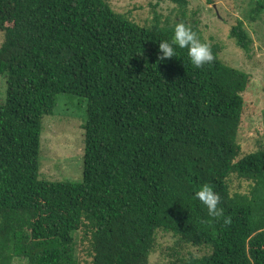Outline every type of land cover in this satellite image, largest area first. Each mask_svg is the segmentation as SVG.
<instances>
[{
	"label": "trees",
	"instance_id": "obj_1",
	"mask_svg": "<svg viewBox=\"0 0 264 264\" xmlns=\"http://www.w3.org/2000/svg\"><path fill=\"white\" fill-rule=\"evenodd\" d=\"M163 1L177 8L172 25L155 10L139 25L105 0H0V264H149L157 231L208 251L174 264H264V148L244 154L238 141L251 77L217 44L199 69L186 49L160 61L176 23L200 37L187 0ZM263 13L254 0L247 22ZM228 36L251 51L241 21ZM59 95L87 104L79 182L40 179ZM205 183L220 217L193 198Z\"/></svg>",
	"mask_w": 264,
	"mask_h": 264
},
{
	"label": "rangeland",
	"instance_id": "obj_2",
	"mask_svg": "<svg viewBox=\"0 0 264 264\" xmlns=\"http://www.w3.org/2000/svg\"><path fill=\"white\" fill-rule=\"evenodd\" d=\"M111 8L121 14H128L139 25H148L153 11L176 20L177 8L169 1L158 0H105ZM187 21L195 24L200 38L209 45L217 44L222 50L219 58L228 66L250 75L248 89L243 93L244 111L239 128L238 141L242 153L255 152L264 148V13L260 19L247 22V15L254 0H187ZM241 21L252 41L251 51L245 54L229 39V31ZM2 35L0 34V44ZM6 83L0 75V100H5ZM87 104L77 97L59 95L51 117H44L39 148L40 179L50 182H79L82 177L84 130ZM235 180L231 190H237ZM241 191L248 185L242 183ZM171 234L157 231L149 264H174L176 256L185 259L189 254L203 256L205 249L176 245ZM79 257V254H78ZM11 264H27L26 260L14 258Z\"/></svg>",
	"mask_w": 264,
	"mask_h": 264
},
{
	"label": "clouds",
	"instance_id": "obj_3",
	"mask_svg": "<svg viewBox=\"0 0 264 264\" xmlns=\"http://www.w3.org/2000/svg\"><path fill=\"white\" fill-rule=\"evenodd\" d=\"M159 60L175 57L177 49L187 50V56L190 63L197 69L210 65L214 61V55L210 45L204 42L189 25L178 22L174 25L171 40H162L158 43ZM194 199L198 200L211 217H220L222 209L219 207L221 196L214 190L210 184L201 185L194 193ZM225 224L230 223L229 219L224 220Z\"/></svg>",
	"mask_w": 264,
	"mask_h": 264
}]
</instances>
